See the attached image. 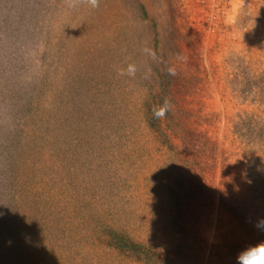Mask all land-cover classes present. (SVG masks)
<instances>
[{
	"label": "trees",
	"instance_id": "obj_1",
	"mask_svg": "<svg viewBox=\"0 0 264 264\" xmlns=\"http://www.w3.org/2000/svg\"><path fill=\"white\" fill-rule=\"evenodd\" d=\"M64 11V0H0V264H30L28 246L57 244L55 226L39 210L49 200H58L67 220L76 218L69 227L83 229L80 241L111 264H238L242 250L264 242L255 226L264 219V68L234 78L235 93L253 107L235 113L233 149L218 152L209 117L183 103L199 79L195 53L185 61L176 55L174 65L157 54L159 62L139 66L135 79H118V90L106 76L125 56L136 63L129 35L116 29L68 63L60 56ZM165 98L172 110L156 120L152 108ZM140 126L162 154L141 184ZM137 193L150 213V240L118 221ZM214 201L227 218L206 235L200 223Z\"/></svg>",
	"mask_w": 264,
	"mask_h": 264
},
{
	"label": "rangeland",
	"instance_id": "obj_2",
	"mask_svg": "<svg viewBox=\"0 0 264 264\" xmlns=\"http://www.w3.org/2000/svg\"><path fill=\"white\" fill-rule=\"evenodd\" d=\"M137 2L141 7L134 0H100V6L96 9L82 6L75 11L62 12L64 25L60 28L66 36L61 42L67 47V52L60 56H65L68 63L77 61L83 57L90 43L108 42L111 32L116 29L129 35L131 53L134 54V50L138 53V67L146 66L150 61L140 51L145 45L154 48L171 65L179 64L176 55L188 60L191 58L187 52L195 53L192 60L197 63L199 79L194 84V90L185 94L183 103L187 107L198 108L209 117L205 126L208 134L215 139L218 152L222 149L232 150V119L237 111L253 107L235 93L233 88L237 81L234 78L239 79L242 70L257 71L264 68V0H243L233 25L224 23L231 9V0ZM143 14L148 20L142 18ZM184 33L190 35L188 42L181 40ZM178 45L182 47L180 54L177 52ZM125 58L127 62L124 65L130 59L127 56ZM111 73L106 79L122 90L124 85L118 79L124 81L128 77ZM72 103L77 107L79 105L76 100ZM136 134L138 143L146 152L139 158L136 172L141 184L142 176L152 169L162 154L153 150V140L145 127L140 126ZM84 201L85 205L93 204L87 191ZM45 203L39 209H44L42 219L55 226L53 234L56 233L58 241L46 250L28 246L31 251L30 264H111L106 254L98 253L87 242L80 241L83 229L69 227L71 222L76 224V218L67 220L68 216L58 200ZM226 218L227 213L214 201L208 217L200 223L202 232L211 235L217 227H223ZM118 221L132 235L151 239V217L144 196L137 193V199L131 201L128 213ZM165 236L161 234L158 237ZM171 242L166 239V244Z\"/></svg>",
	"mask_w": 264,
	"mask_h": 264
},
{
	"label": "clouds",
	"instance_id": "obj_3",
	"mask_svg": "<svg viewBox=\"0 0 264 264\" xmlns=\"http://www.w3.org/2000/svg\"><path fill=\"white\" fill-rule=\"evenodd\" d=\"M243 0H231V9L226 14L224 23L226 25H233L236 23L237 9L242 5ZM64 4L69 11H75L82 6H87L89 9H96L100 6V0H64ZM140 51L153 62H159L154 48L147 45L143 46ZM179 60H186V57L177 56ZM116 74L121 77H128L135 79L140 68L134 62H129L124 66H117L115 68ZM167 74L175 76L177 70L175 66H169ZM151 68L146 67L142 73L144 79L150 78ZM172 110V103L169 99L165 98L161 104L152 108V116L156 120H163L167 114ZM260 230H264V219L258 220L255 225ZM238 264H264V242L257 243L254 246H249L242 250L237 256Z\"/></svg>",
	"mask_w": 264,
	"mask_h": 264
}]
</instances>
